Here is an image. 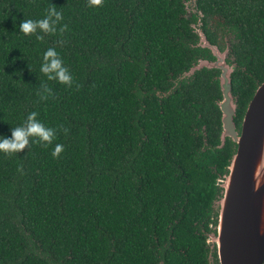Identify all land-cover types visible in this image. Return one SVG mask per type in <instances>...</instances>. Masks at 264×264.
Returning <instances> with one entry per match:
<instances>
[{
    "label": "trees",
    "instance_id": "obj_1",
    "mask_svg": "<svg viewBox=\"0 0 264 264\" xmlns=\"http://www.w3.org/2000/svg\"><path fill=\"white\" fill-rule=\"evenodd\" d=\"M187 1L0 0V137L33 111L69 129L51 145L34 138L20 153L0 152V264H209L218 179L235 143L219 146V69L202 67L171 91L200 59H215L198 45ZM195 3L207 39L234 63L239 127L264 80V0ZM52 4L68 25L63 37L20 32ZM49 47L71 87L40 72ZM41 82L54 97L40 99ZM57 143L65 148L54 158Z\"/></svg>",
    "mask_w": 264,
    "mask_h": 264
},
{
    "label": "water",
    "instance_id": "obj_2",
    "mask_svg": "<svg viewBox=\"0 0 264 264\" xmlns=\"http://www.w3.org/2000/svg\"><path fill=\"white\" fill-rule=\"evenodd\" d=\"M187 3L191 4V11L199 16L198 22L193 25L199 37L198 45L209 48L215 59H200L175 79L171 91L182 78L189 77L202 67L219 69L221 98L217 104L222 124L219 146H222L225 137L235 143L227 172L222 176L223 182L218 183L220 196L213 203L216 223L208 234L215 233V246H210V256L216 251L219 264H263L264 232L260 226L261 210L257 208L255 198L264 192V80L257 84L237 127L233 120L237 102L231 86V73L235 66L226 60L228 48L221 51L209 42L201 29L202 15L195 0L186 2V8L190 11ZM257 158L259 166L256 173ZM215 201H218L217 209ZM212 260L213 256L209 264Z\"/></svg>",
    "mask_w": 264,
    "mask_h": 264
},
{
    "label": "clouds",
    "instance_id": "obj_3",
    "mask_svg": "<svg viewBox=\"0 0 264 264\" xmlns=\"http://www.w3.org/2000/svg\"><path fill=\"white\" fill-rule=\"evenodd\" d=\"M103 3L104 0H88V5L90 7H101ZM63 19V13L57 10L55 4H52L45 9L43 18H24L19 24V29L25 36H35L39 41L44 40V35H40L39 33L51 35L59 33V35L63 37L64 33L68 31V25L61 24ZM57 43L63 46L65 41L64 39H60ZM40 72L43 73L49 81H58L68 87H71L74 83L71 71L65 66L60 53L55 47H49L44 52ZM79 87H81V85L77 84L78 89ZM37 95L41 100H47L50 97H54V92L46 82H41ZM38 116V112H30L22 125L12 128L11 137H0V152L7 155L20 153L29 148L34 138V142L36 143L43 144L44 146L51 145L61 131L65 135L68 134L69 129L65 128L63 125H59L58 127L46 126L44 122L38 119ZM64 148L65 146L63 144H55L52 156L54 158H59ZM18 171H23L22 166Z\"/></svg>",
    "mask_w": 264,
    "mask_h": 264
},
{
    "label": "bare ground",
    "instance_id": "obj_4",
    "mask_svg": "<svg viewBox=\"0 0 264 264\" xmlns=\"http://www.w3.org/2000/svg\"><path fill=\"white\" fill-rule=\"evenodd\" d=\"M258 166H259V158H257L256 160V170H255L256 173L258 172ZM255 204L257 208L261 210L260 226H261V230L264 232V192L256 196Z\"/></svg>",
    "mask_w": 264,
    "mask_h": 264
},
{
    "label": "rangeland",
    "instance_id": "obj_5",
    "mask_svg": "<svg viewBox=\"0 0 264 264\" xmlns=\"http://www.w3.org/2000/svg\"><path fill=\"white\" fill-rule=\"evenodd\" d=\"M187 6H188V9L191 11L192 10V8H191V4L190 3H187ZM223 177H220L219 179H218V183L219 184H222V182H223V179H222ZM220 196V193L218 194V197ZM220 200V199H219ZM217 204H218V201H215V204H214V206H215V208L217 209ZM214 228V226H212L211 227V229H213ZM215 239V233H209L208 234V241H209V245L212 247V245L214 244L213 243V240ZM214 246H215V244H214ZM213 250V249H212Z\"/></svg>",
    "mask_w": 264,
    "mask_h": 264
},
{
    "label": "flooded vegetation",
    "instance_id": "obj_6",
    "mask_svg": "<svg viewBox=\"0 0 264 264\" xmlns=\"http://www.w3.org/2000/svg\"><path fill=\"white\" fill-rule=\"evenodd\" d=\"M215 225V224H214ZM213 225V226H214ZM212 227V226H211ZM210 230H211V228L209 229V231L208 232H210ZM208 232H207V242H208V246H209V259H211L212 258V256H213V260H212V263L211 264H219V262H218V258H217V254H216V251H214V253L212 252V256H210V245H209V241H208ZM263 264H264V261H263Z\"/></svg>",
    "mask_w": 264,
    "mask_h": 264
}]
</instances>
